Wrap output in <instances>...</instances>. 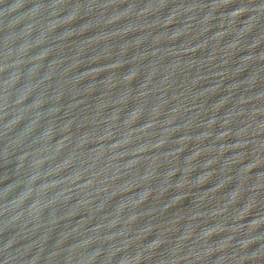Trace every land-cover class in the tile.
Wrapping results in <instances>:
<instances>
[{
    "label": "water",
    "instance_id": "obj_1",
    "mask_svg": "<svg viewBox=\"0 0 264 264\" xmlns=\"http://www.w3.org/2000/svg\"><path fill=\"white\" fill-rule=\"evenodd\" d=\"M0 264H264V0H0Z\"/></svg>",
    "mask_w": 264,
    "mask_h": 264
}]
</instances>
